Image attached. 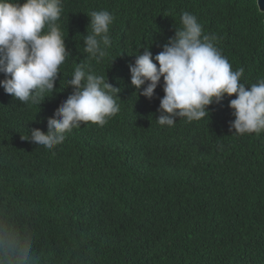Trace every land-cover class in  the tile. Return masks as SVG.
<instances>
[{"label": "trees", "instance_id": "16d2710c", "mask_svg": "<svg viewBox=\"0 0 264 264\" xmlns=\"http://www.w3.org/2000/svg\"><path fill=\"white\" fill-rule=\"evenodd\" d=\"M100 10L115 17L112 46L88 63L121 88L120 111L51 150L22 139L46 132L73 91L66 84L87 59L88 14ZM185 11L215 35L233 70L244 69L246 89L264 78L257 0H64L70 54L56 91L32 104L0 87V212L28 232L36 264H264V132L230 129L236 94L209 105V116L169 127L156 120L163 77L152 99L131 85L138 49L150 45L153 58L163 51Z\"/></svg>", "mask_w": 264, "mask_h": 264}, {"label": "clouds", "instance_id": "9594fccd", "mask_svg": "<svg viewBox=\"0 0 264 264\" xmlns=\"http://www.w3.org/2000/svg\"><path fill=\"white\" fill-rule=\"evenodd\" d=\"M63 10L64 0H0V73L4 76L0 87L22 103L41 104L56 91L60 66L70 54L59 23ZM88 16L91 32L82 39L87 59L77 64L66 84L73 91L47 118L46 132L34 128L30 139H22L51 150L73 129L88 122L103 126L120 111L116 97L121 88L88 63L108 57L115 17L107 10ZM180 20L182 27L175 29L163 51L153 58L150 45L143 53L138 49L135 63L129 64L131 85L148 99L154 97L163 77L165 95L157 109L158 123L172 127L177 118L200 120L209 116L208 106L224 94H236L229 102L235 117L230 129L240 135L264 132V78L246 89L241 83L244 69H232L216 47L215 35L205 34L190 12H183ZM0 264H36L30 235L4 212H0Z\"/></svg>", "mask_w": 264, "mask_h": 264}, {"label": "water", "instance_id": "95a60500", "mask_svg": "<svg viewBox=\"0 0 264 264\" xmlns=\"http://www.w3.org/2000/svg\"><path fill=\"white\" fill-rule=\"evenodd\" d=\"M257 4L259 6V9L264 12V0H257Z\"/></svg>", "mask_w": 264, "mask_h": 264}]
</instances>
